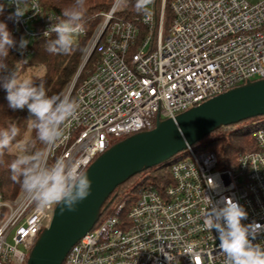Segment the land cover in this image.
I'll use <instances>...</instances> for the list:
<instances>
[{"label": "built area", "instance_id": "built-area-1", "mask_svg": "<svg viewBox=\"0 0 264 264\" xmlns=\"http://www.w3.org/2000/svg\"><path fill=\"white\" fill-rule=\"evenodd\" d=\"M3 1L10 14L17 5L24 12L18 23L11 19L12 32L28 44L55 35L44 33L61 19L42 0ZM125 1L113 0L87 41L64 94L75 93L78 115L46 148L50 162L76 161L86 171L114 143L153 129L158 120L264 79V0H174L167 34L168 0H150L131 17L123 13ZM86 35L83 27L73 40ZM21 51L34 52L28 45ZM253 137L255 145L228 163L212 150L188 146L166 163L165 182L140 187L103 212L62 264H225L215 231L204 226L208 198L241 205L248 213L242 223L255 229L253 243L264 245V129ZM56 206L38 213L23 189L12 202L0 189V264H27Z\"/></svg>", "mask_w": 264, "mask_h": 264}, {"label": "clouds", "instance_id": "clouds-1", "mask_svg": "<svg viewBox=\"0 0 264 264\" xmlns=\"http://www.w3.org/2000/svg\"><path fill=\"white\" fill-rule=\"evenodd\" d=\"M150 0H136L135 10L143 12ZM85 0H73V3L62 10L59 22L53 23L44 33L45 37L55 34L45 44V51L51 54H67L72 50L73 37L82 31ZM3 7H0V14ZM24 12L17 5L9 16L17 23ZM28 41L23 37L17 42L0 22V58H6L9 50L26 48ZM0 87L7 91L8 108L23 110L27 108L30 119L28 122L36 132L39 142L46 146L41 150L17 156L12 160L10 169L13 180H18L26 198L35 205L36 211L42 213L53 205H60L61 214L64 211H75L77 204L91 194L92 181L82 166L76 161L56 159L49 161L47 147L55 145L63 135L66 122L76 119L79 103L69 95H49L44 84L29 79H20L0 59ZM34 117V118H33ZM19 128L0 131V153L8 149ZM209 188H214L210 179ZM248 213L237 202L226 198L220 203H213L208 198L204 212V226L209 231H215L218 239V249L225 257V264H264V245L254 244L255 229L245 225Z\"/></svg>", "mask_w": 264, "mask_h": 264}, {"label": "water", "instance_id": "water-1", "mask_svg": "<svg viewBox=\"0 0 264 264\" xmlns=\"http://www.w3.org/2000/svg\"><path fill=\"white\" fill-rule=\"evenodd\" d=\"M264 116V79L250 81L177 115L158 120L100 154L85 171L91 194L75 211L57 205L49 227L35 243L27 264H62L71 248L99 221L117 188L133 177L166 164L212 133Z\"/></svg>", "mask_w": 264, "mask_h": 264}, {"label": "trees", "instance_id": "trees-1", "mask_svg": "<svg viewBox=\"0 0 264 264\" xmlns=\"http://www.w3.org/2000/svg\"><path fill=\"white\" fill-rule=\"evenodd\" d=\"M112 1L113 0H85L83 18L80 23L84 28H86L87 35L86 37H80L74 40L72 50L69 53H48L45 51V44L48 40L37 39L32 40L29 44H27L34 50L32 55L26 56L21 50H18V48H12L9 50V55L6 58L0 59H3V62L8 65V68L13 70L20 79L24 77L26 70L28 69H43V74L31 81L36 84L43 83L49 95L65 94L64 91H66L72 82L80 66L87 41L96 26L101 22L100 14L105 13L110 9ZM170 1L171 0H168L166 5V9L168 11H171ZM42 3L47 10L53 11L60 19H63L62 10L70 6L73 3V0H42ZM134 5L135 3H132L131 8L135 10ZM0 7H3V13L0 14V22L7 25L8 31L18 42L21 36L15 35L12 32V21L9 19L11 14L5 1L0 0ZM166 13L167 12H165V20ZM136 14H138V12L135 10L132 16ZM171 17L168 15L169 20ZM144 35L145 33L143 30L140 39H142ZM54 38L55 35L51 39ZM6 97L7 91L3 87H0V131L9 129L13 125L19 128V133L13 140L11 146L4 150L3 153H0V189L3 199L5 201L12 202L22 191L19 181L12 179L13 173L10 169L12 160L19 155L41 150L44 148V145L39 142L36 137V132L32 127L30 135L26 136L29 126L28 120L30 119L27 108L13 111L8 108V101ZM261 119H264V116L249 119L240 124L230 126L231 129H233L230 130L229 135L226 137L215 136V134L224 131L226 128L212 133V136H207H211L212 141L207 143L205 148L217 153L221 160H225L227 163L231 162L239 152L245 151L255 145L253 134L259 129H264V123H257L252 129H248V124H253L254 121H259ZM150 171H153V173L156 172V176L149 175ZM165 175L167 176V164L154 167L133 177L128 182L117 188L115 193L111 196V203L107 207L106 211L104 210L103 212L110 213L113 211L114 207L120 204L122 200L133 198V196L138 193L140 187H145L148 184L160 185L162 182L166 181Z\"/></svg>", "mask_w": 264, "mask_h": 264}, {"label": "rangeland", "instance_id": "rangeland-1", "mask_svg": "<svg viewBox=\"0 0 264 264\" xmlns=\"http://www.w3.org/2000/svg\"><path fill=\"white\" fill-rule=\"evenodd\" d=\"M174 0H171L170 2L172 3ZM250 3H256L258 0H248ZM113 2V1H112ZM136 2V0H126L125 2H124V13L126 14V15H128L129 17H131L132 16V14H133V12H135V10L134 9H132L131 8V4L132 3H135ZM159 6H160V2H158V8H159ZM169 9V8H168ZM165 12H167L166 13V20H165V33L167 34L168 33V31H169V27H170V25H171V20H172V17H171V11L169 10H165ZM168 12H169V14H168ZM168 15L171 17V19L169 20L168 19ZM74 38V37H73ZM95 62V58H93L90 62H89V64H88V66H87V68H86V71H89L91 68H92V65H93V63ZM86 71H85V73H86ZM85 73L83 74V76L85 75ZM43 74V69H41V68H39V69H36V70H33V69H28V70H26V73H25V75H24V77L22 78V79H29V80H32V79H36V78H38V77H40L41 75ZM65 92V91H64ZM64 95V94H63ZM74 96H75V93H72V95H71V98H73L74 99ZM257 123H264V119H261V120H259V121H254V123L253 124H251V123H249L248 124V129H252ZM233 129V128H232ZM232 129H228V128H226L224 131H222V132H218L217 134H215V136H217V137H226L227 135H229V132H230V130H232ZM30 132H31V124L29 123V126H28V131H27V135L26 136H29L30 135ZM212 136V135H211ZM207 137L206 139H204V140H202L201 142H199L198 144H196V145H194V147L195 148H199V146L200 147H204L205 148V145L207 144V143H209V142H211L212 141V137ZM184 152H185V150L184 151H182V152H180V153H178L175 157H173L171 160H169L168 161V163H170L172 160H174L175 158H177L178 156H181V155H184ZM159 174V173H158ZM149 175H154V176H156V172H154L153 173V171H150L149 172ZM9 242L10 243H12V237H10V239H9Z\"/></svg>", "mask_w": 264, "mask_h": 264}]
</instances>
